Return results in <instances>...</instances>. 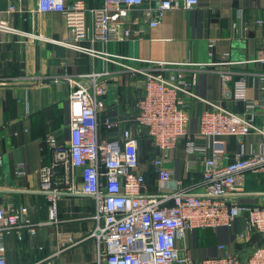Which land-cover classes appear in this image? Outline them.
Returning a JSON list of instances; mask_svg holds the SVG:
<instances>
[{
  "label": "built area",
  "instance_id": "2783aa9c",
  "mask_svg": "<svg viewBox=\"0 0 264 264\" xmlns=\"http://www.w3.org/2000/svg\"><path fill=\"white\" fill-rule=\"evenodd\" d=\"M199 5L200 0H103L101 6L89 7L85 0H38L33 10L37 14L62 15L68 34L63 41L66 45L117 64V72L144 77V93L135 101L133 124L106 113L110 84L120 74L107 65L99 71L65 73L52 80L66 81L70 86L69 138L61 140L53 130L46 133L41 149H48L51 158L36 172L37 187L27 191L46 197L51 222L58 221V203L64 197H88L94 201V226L83 238L96 242L98 264H194L185 244L188 231L231 227L244 212L247 229L259 233L262 243L245 256L229 252L221 244V254L204 257L199 264H264V205L240 203L247 193L245 174L264 171V75L259 78L260 98L248 97V78L241 75L234 82L232 102L242 103L243 110L236 112L222 104H212L199 114L198 128L193 132L183 95L195 96L191 90L194 80L188 79L182 69H174L164 61L131 58L95 48L98 43L136 39L139 31L132 29L137 23L133 11H142L150 28H156L167 11L181 6L193 10ZM14 14L23 16L24 9L16 3L0 9V43L6 35L31 41L41 37L15 27ZM257 23L264 24V20L258 19ZM225 55L217 64L235 63ZM255 58L264 61V52L259 51ZM221 77L226 90L231 74L225 70ZM143 131L157 148L151 166L159 184L174 178L166 162L181 142L190 163H202L201 183L187 187L178 180L177 188L171 192H149L140 160L139 137ZM249 134L261 136L259 149L249 153L240 150L231 158L225 138L241 139ZM14 174L23 178L29 173L24 163H18ZM1 179L0 264H11L6 239L16 236L21 241L26 234L33 238L44 223L33 219L31 204L15 205L12 199H5L4 193L14 189L4 187ZM79 237L57 233L56 249L31 264H59L64 249L75 245ZM243 237L240 233L239 238Z\"/></svg>",
  "mask_w": 264,
  "mask_h": 264
},
{
  "label": "crops",
  "instance_id": "0c3cea01",
  "mask_svg": "<svg viewBox=\"0 0 264 264\" xmlns=\"http://www.w3.org/2000/svg\"><path fill=\"white\" fill-rule=\"evenodd\" d=\"M85 1L89 7L103 3V0ZM37 2L5 0L6 6L0 7L4 9L10 3L18 4L24 14H14L12 24L41 36L31 41L22 36L6 35L0 43V154L3 157L0 177L4 187L14 189L6 191L4 196L12 199L15 205L31 204L33 219L44 223L33 238L27 234L21 241L16 236L8 237L7 259L11 264H31L48 256L56 249L57 233L64 232L76 234L80 239L64 249L59 264H98L96 242L83 238L94 226V201L88 197H64L58 203V221L51 222L46 197L27 190L37 187L36 172L51 158L48 149H41V140L46 133L53 130L59 139L69 138L70 86L66 81L53 82V78L65 73L75 75L99 71L106 65L117 72L120 67L107 63L101 56L80 52L63 43L68 34L62 15L58 12L34 13ZM132 16L137 21L132 29L139 31L136 39L106 45L98 43L95 48L131 58L164 61L174 69H182L188 79L194 80L191 90L195 96L183 95L193 132L198 128L199 114L212 104H222L236 112L243 110L242 103L232 102L234 82L241 75L248 78V97L260 98L259 78L264 75V61H256L255 57L259 51L264 52V24L257 23L258 19L264 20V0H200V5L193 10L181 6L167 11L156 28H150L142 11H133ZM85 45L90 44L86 42ZM225 54L235 63L217 64L226 58ZM207 63L217 65L200 67ZM225 70L231 74V80L223 90L221 74ZM118 75L111 82L106 96V113L121 116L133 124L137 114L135 101L144 93V77L127 72ZM107 136L113 134L107 133ZM225 141L227 153L232 158L240 150L249 153L259 149L261 136L227 137ZM200 142L204 143L203 140ZM139 145L149 192H171L177 188L178 180L187 187L201 183L202 163H190L191 158L182 142L169 154L166 162L174 171V178L163 184H159L156 175L150 173L153 159H142V154L150 153V144L149 150L141 143ZM152 145V152H157L153 142ZM18 163L25 164L28 176H15ZM245 180L247 193L241 197L240 203L244 206L264 205V171L247 172ZM246 217L247 212H244L231 227L188 231L185 244L190 248L194 264H199L204 257L221 254V244H225L229 252L241 256L261 244V235L247 229ZM240 233L244 235L241 239ZM182 244L178 242V245Z\"/></svg>",
  "mask_w": 264,
  "mask_h": 264
},
{
  "label": "trees",
  "instance_id": "16d2710c",
  "mask_svg": "<svg viewBox=\"0 0 264 264\" xmlns=\"http://www.w3.org/2000/svg\"><path fill=\"white\" fill-rule=\"evenodd\" d=\"M6 6V3H5V0H0V7H5ZM152 139L149 137V135L147 134L146 131H143L141 134H140V137H139V144L141 143L142 147L144 149H148V143L150 144V153H144L142 154V159L144 158H147V157H150V160L153 159L155 156H156V153H153L152 152V148L154 149L153 145H152ZM154 144V143H153ZM140 160H141V157H140ZM150 173H154L153 171V167L150 168Z\"/></svg>",
  "mask_w": 264,
  "mask_h": 264
},
{
  "label": "water",
  "instance_id": "95a60500",
  "mask_svg": "<svg viewBox=\"0 0 264 264\" xmlns=\"http://www.w3.org/2000/svg\"><path fill=\"white\" fill-rule=\"evenodd\" d=\"M37 51H38V48H37Z\"/></svg>",
  "mask_w": 264,
  "mask_h": 264
}]
</instances>
